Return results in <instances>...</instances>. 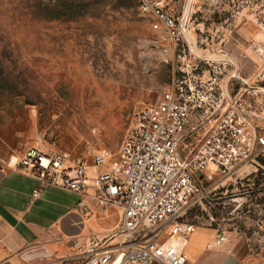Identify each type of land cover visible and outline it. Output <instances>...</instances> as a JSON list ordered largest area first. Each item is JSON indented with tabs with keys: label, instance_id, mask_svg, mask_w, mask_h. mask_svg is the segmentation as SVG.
Listing matches in <instances>:
<instances>
[{
	"label": "rangeland",
	"instance_id": "rangeland-1",
	"mask_svg": "<svg viewBox=\"0 0 264 264\" xmlns=\"http://www.w3.org/2000/svg\"><path fill=\"white\" fill-rule=\"evenodd\" d=\"M162 4L191 26L170 57L139 0H0V160L20 156L39 134L75 158L106 150L116 159L133 115L159 102L178 61L228 53L264 88V0ZM262 158L217 176L181 218L204 236L247 237L256 264H264Z\"/></svg>",
	"mask_w": 264,
	"mask_h": 264
},
{
	"label": "built area",
	"instance_id": "built-area-1",
	"mask_svg": "<svg viewBox=\"0 0 264 264\" xmlns=\"http://www.w3.org/2000/svg\"><path fill=\"white\" fill-rule=\"evenodd\" d=\"M162 2L139 0V8L170 42L163 50L170 57L191 26H179ZM173 71L159 102L133 115L116 159L106 150L75 158L39 134L15 163L43 187L93 190L103 209L122 211L116 232L88 241L83 264H188L186 248L198 227L181 218L205 197L209 182L264 155V88L243 75L241 61L225 53L220 61H178ZM88 163L107 170L90 178ZM228 237L217 230L206 248H221Z\"/></svg>",
	"mask_w": 264,
	"mask_h": 264
},
{
	"label": "crops",
	"instance_id": "crops-1",
	"mask_svg": "<svg viewBox=\"0 0 264 264\" xmlns=\"http://www.w3.org/2000/svg\"><path fill=\"white\" fill-rule=\"evenodd\" d=\"M243 75L250 77L244 71ZM19 158L0 160V264H83L88 241L116 232L122 211L103 209L93 198V190L82 195L43 187L15 165ZM105 170L88 163L87 174L94 178ZM36 189L40 194L34 198ZM214 234L204 236L198 229L190 238L188 264H256L247 237L230 234L223 247L207 249Z\"/></svg>",
	"mask_w": 264,
	"mask_h": 264
},
{
	"label": "trees",
	"instance_id": "trees-1",
	"mask_svg": "<svg viewBox=\"0 0 264 264\" xmlns=\"http://www.w3.org/2000/svg\"><path fill=\"white\" fill-rule=\"evenodd\" d=\"M55 142V141H54ZM55 144H56V142H55ZM56 146H58L57 144H56ZM70 150V149H69ZM260 163L264 166V158H262V159H260Z\"/></svg>",
	"mask_w": 264,
	"mask_h": 264
},
{
	"label": "bare ground",
	"instance_id": "bare-ground-1",
	"mask_svg": "<svg viewBox=\"0 0 264 264\" xmlns=\"http://www.w3.org/2000/svg\"><path fill=\"white\" fill-rule=\"evenodd\" d=\"M16 157L14 156L12 159H15Z\"/></svg>",
	"mask_w": 264,
	"mask_h": 264
}]
</instances>
